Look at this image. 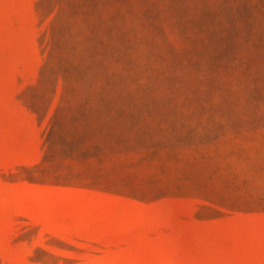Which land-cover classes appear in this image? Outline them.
Returning a JSON list of instances; mask_svg holds the SVG:
<instances>
[{
    "label": "rangeland",
    "instance_id": "obj_1",
    "mask_svg": "<svg viewBox=\"0 0 264 264\" xmlns=\"http://www.w3.org/2000/svg\"><path fill=\"white\" fill-rule=\"evenodd\" d=\"M0 264H264V0H0Z\"/></svg>",
    "mask_w": 264,
    "mask_h": 264
}]
</instances>
